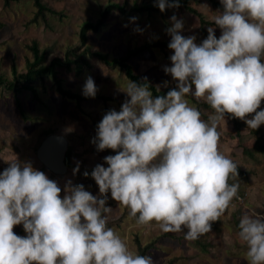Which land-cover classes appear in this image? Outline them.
Segmentation results:
<instances>
[{"label": "clouds", "instance_id": "9594fccd", "mask_svg": "<svg viewBox=\"0 0 264 264\" xmlns=\"http://www.w3.org/2000/svg\"><path fill=\"white\" fill-rule=\"evenodd\" d=\"M220 4L213 22L221 35L209 27L199 44L195 35L181 34L182 19L170 18L173 54L163 70L175 88L154 96L147 83L129 81L120 111L103 115L91 142L97 151L116 154L104 157L108 167L97 164L91 172L99 196L68 181L61 197L58 183L30 161H7L0 172V264H155L151 255L130 251L108 226L109 192L137 225L155 222L165 233L186 229L187 241L211 233L213 223L235 207L240 185L229 181L239 177V166L220 151L218 127L226 116L252 130L264 125V109L258 111L264 101V0ZM154 6L164 12L179 8L180 0H155ZM98 90L89 76L82 94L95 98ZM188 95L214 110L207 121L189 106ZM21 224L24 237L13 231ZM238 228L248 264H264V214L242 215Z\"/></svg>", "mask_w": 264, "mask_h": 264}, {"label": "rangeland", "instance_id": "374dc122", "mask_svg": "<svg viewBox=\"0 0 264 264\" xmlns=\"http://www.w3.org/2000/svg\"><path fill=\"white\" fill-rule=\"evenodd\" d=\"M54 8L64 13H48L50 27L41 21H33L35 12L33 0H17L11 5L0 4V75L4 79H12L13 65L18 72L26 71L27 59H32V53L27 44L33 39L39 41L40 47L47 52V62L55 56L64 57L68 46L78 43L80 30L86 21L97 22L111 3L124 4L129 10L133 5L154 3L155 0H44ZM220 1V0H219ZM188 4L199 9L207 19L213 21L217 11L210 0H188ZM175 15L184 22L182 35L196 36V43L207 38L200 27L197 15L187 8H169L160 10L139 11L125 14L113 9L107 12L98 30L90 29L88 44L97 50H102L114 56L123 55L128 47L138 46L146 41L164 39L170 40L166 29L171 27V17ZM131 17H137L135 22ZM127 25V26H125ZM142 29L136 32V27ZM217 38L221 30L214 24ZM173 50L153 48L134 56L131 60L135 70L144 78L151 79L160 88L176 86V81L164 72L165 66H171L169 57ZM93 66L82 72L62 68L59 76L64 87L82 94L86 79L93 78L98 87L95 97L77 100L63 96L57 89L56 80L46 75L44 80L35 82L40 100L32 96L26 88H20L19 96L26 108L27 119H24L16 105L17 96L6 85H0V172L9 166L7 161L17 157L21 162H31L34 169L43 171L49 179L54 180L63 189L68 181L73 185H84L93 195L99 196V188L91 172L97 164L108 165L104 157L115 155L111 149L97 151L91 142L96 136V128L103 115L110 109L120 111L122 103L128 99L127 85L131 81L120 66H110L98 58L89 57ZM20 86V85H19ZM189 106L194 107L193 100L186 97ZM264 109V101L261 110ZM211 115V114H210ZM205 121V119L201 117ZM250 118V117H249ZM264 139V125L260 126ZM64 135L68 139L67 151L70 153V167L63 174L46 169L37 157V148L49 131ZM220 131V151L234 160L239 166V177L229 183H239V192L244 196L242 203H233L219 221L212 225V232L201 236L196 241L184 239L185 231L179 233L162 232L158 225L139 226L135 218L130 216V210L111 199L110 192L107 205L112 208L108 226L112 227L124 239L130 251L138 254L135 235L146 244L155 241L147 255H151L155 264H166L172 257H177L175 264H248L246 257L247 246L238 238V224L242 215L255 210L264 214V152L250 156L246 147L253 144L255 135L243 127L241 140L234 135L232 125L227 120L218 127ZM246 146V147H245ZM79 162V172L73 174ZM89 175L85 177L83 173ZM14 233L24 237L27 235L23 225H16ZM203 244V245H202ZM205 245V247H204Z\"/></svg>", "mask_w": 264, "mask_h": 264}, {"label": "trees", "instance_id": "16d2710c", "mask_svg": "<svg viewBox=\"0 0 264 264\" xmlns=\"http://www.w3.org/2000/svg\"><path fill=\"white\" fill-rule=\"evenodd\" d=\"M13 1L17 0H3L4 6H9ZM210 2L217 8L222 9V5L219 0H210ZM33 4L35 6L34 16L32 18L33 21H41L46 27H50V22L48 18V13L58 14L60 17L64 16V13L44 0H33ZM183 6L187 8L190 12L194 13L198 16L200 21V27L202 31L206 34L207 28L209 25L214 24L213 21L207 19L205 15L197 8L188 4V0H180V7ZM118 9L121 10L125 14H134L139 11H152L159 10L158 7L154 6V3H143L141 5H133L129 10L125 8L124 4L119 3H111L107 9L103 12L102 17L98 19L97 22L86 21L80 30V37L78 43L72 44L68 46L67 51L64 57L55 56L49 62H47V52L45 49L40 47L39 41L37 39H33L31 42L27 44L28 49L32 53V59H27V69L23 72H18L16 66L13 65V77L12 79H4L3 76L0 75V85H6L9 89H12L16 96L20 93V88L29 89L32 92V96L35 99L40 100V96L38 90L35 86V82L39 80H44L46 75H51L56 80V85L58 91L65 97L73 98L77 100L89 99L90 97H85L83 94L79 92H75L71 89L64 87L62 84V80L59 76V72L62 68L70 71L82 72L84 69L90 68L93 66L89 57H95L106 63L110 66H120L126 76L131 80L138 84L147 83L150 86V90L153 92V95H166V93L175 88V86H167L160 88L158 92L156 90L157 85L151 79H144V77L135 70L131 60L134 56L140 55L144 53L146 50H150L153 48H158L160 50L166 51L168 50V43L170 40L157 39L146 41L135 47H128L123 55L114 56L110 58V55L107 52L102 50L93 49L88 44L89 30L95 29L98 30L99 26L103 23L104 18L107 15L109 10ZM223 10V9H222ZM0 26H3L1 23ZM1 43V41H0ZM20 85V86H19ZM95 97H101L106 99V96L96 95ZM193 100L194 107H197L201 113L203 118L208 119L210 114L214 113V110L202 99H197L191 95H188ZM16 105L18 107L19 114L27 119L28 115L26 114V108L22 101V99L17 96ZM226 120L228 123L232 125V131L234 135L238 137L239 140L243 137L242 130L246 124L236 118H229L226 116ZM250 131L255 135V141L252 145L246 147V151L250 156H254L257 152H264V139L261 134V128L257 130ZM55 133L53 130L47 133ZM46 135V136H47ZM66 163L68 167H70V153L66 151L65 157ZM43 166L48 169L44 164ZM239 168V167H238ZM239 224V223H237ZM135 242L138 249L139 255H147L149 250L154 246L155 241L148 242L143 244L138 235H135ZM203 245V244H202ZM205 247V245H204ZM177 257L170 258L166 264H175Z\"/></svg>", "mask_w": 264, "mask_h": 264}, {"label": "water", "instance_id": "95a60500", "mask_svg": "<svg viewBox=\"0 0 264 264\" xmlns=\"http://www.w3.org/2000/svg\"><path fill=\"white\" fill-rule=\"evenodd\" d=\"M68 139L59 133L48 134L37 148V157L55 173L63 174L67 171L66 151Z\"/></svg>", "mask_w": 264, "mask_h": 264}, {"label": "built area", "instance_id": "2783aa9c", "mask_svg": "<svg viewBox=\"0 0 264 264\" xmlns=\"http://www.w3.org/2000/svg\"><path fill=\"white\" fill-rule=\"evenodd\" d=\"M238 196L239 199L238 200L234 199L233 203H242L244 201V196L241 193H238Z\"/></svg>", "mask_w": 264, "mask_h": 264}, {"label": "crops", "instance_id": "0c3cea01", "mask_svg": "<svg viewBox=\"0 0 264 264\" xmlns=\"http://www.w3.org/2000/svg\"><path fill=\"white\" fill-rule=\"evenodd\" d=\"M0 4H1V0H0Z\"/></svg>", "mask_w": 264, "mask_h": 264}]
</instances>
